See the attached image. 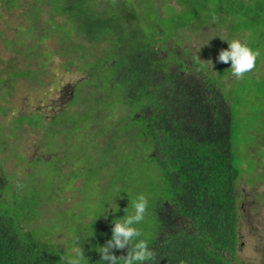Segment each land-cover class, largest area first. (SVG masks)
<instances>
[{
    "label": "trees",
    "instance_id": "trees-1",
    "mask_svg": "<svg viewBox=\"0 0 264 264\" xmlns=\"http://www.w3.org/2000/svg\"><path fill=\"white\" fill-rule=\"evenodd\" d=\"M10 2L5 1L10 8L25 7V18L38 12L34 31L44 34L42 41L53 29L58 36L52 52L35 42L27 46L24 54L36 60L35 70H29L30 64L25 70L13 65L0 70L3 95L10 97L21 77L31 85L43 84L39 76L54 55L65 59L67 71L74 67L83 78L58 113L16 118L14 132L20 135L13 139L21 141L25 125L38 130L43 152L30 158V173H22L27 159L19 152V160L6 157L14 161L13 172L0 165V264H65L61 256L67 259L73 247H83L85 264H104L96 246L111 238L113 220L123 218L127 208L131 212V200L141 193L149 199V209L137 227L155 253L149 264H236L243 247L238 183L244 176L252 185L257 182L246 175L262 167L250 148L264 146V116L259 112L255 123L247 119L249 137L235 166L231 87L224 82L227 76L217 77V68L212 74L205 58L228 48L222 39H240L259 53L250 73L263 77L259 88H264L259 67L264 0ZM43 8L49 15L44 24ZM193 38L199 40L195 48ZM250 95L243 113L248 105L258 106L256 101L264 107L262 95ZM5 109L0 104V114ZM74 114L75 124L82 119L83 128L69 129L64 140L60 130ZM3 135L0 128V153L10 150ZM12 135L7 132L8 138ZM53 145L60 147L53 150ZM54 151L60 161L55 166ZM39 168L52 175L39 180ZM10 176L13 203L2 196ZM117 187L128 194L116 200L121 209L113 213L108 206ZM78 201L83 205L77 206ZM127 250L113 252L121 256Z\"/></svg>",
    "mask_w": 264,
    "mask_h": 264
},
{
    "label": "rangeland",
    "instance_id": "rangeland-1",
    "mask_svg": "<svg viewBox=\"0 0 264 264\" xmlns=\"http://www.w3.org/2000/svg\"><path fill=\"white\" fill-rule=\"evenodd\" d=\"M5 1L6 0H0V70L6 71L12 65L14 69L19 68L20 70H25V64H30L29 70H35L37 63L36 60H29L27 58L29 55L24 54L27 46H30L35 42L37 45H40L43 51L52 52L53 49L56 48L58 33L53 29L50 33L48 32V38L42 41L41 36L44 34L41 33V35H39V33L34 31L37 25L33 21L38 17V12L34 9L32 14L29 15L30 20L24 16V11H26V9L23 5L17 9L10 8ZM7 1L9 6L13 4V2H10L11 0ZM28 1L29 0H20L19 3L24 4V2ZM47 11L48 8H43L41 12L42 24L49 19ZM30 21L33 22L31 27H29ZM21 40H23L24 44L20 43ZM198 43L199 40L193 38L190 44L191 47L195 48L198 46ZM29 50L31 49L28 48L27 51ZM208 52L213 53L209 50ZM214 53L217 54H209L205 60L208 61L210 69L213 70V75L216 74L217 68V77H221V75L227 76L228 79L225 78L224 82L227 85L229 84L228 87H231V90H229L228 93L230 92L232 98L233 116L235 117L233 124V145L235 152L233 164L237 166L243 158L239 153L242 152V149L244 153V143L249 137L245 134L246 129H244V125L248 122L247 119L250 123H255L257 122L256 120H259L258 116L261 114L259 112H262L264 116V107L259 101L255 102L258 103V106L256 104L254 106L248 105L247 109H245V113H243V107L241 106L251 101L250 92L254 95H262V99H264V88H259L262 84L261 80L263 77H261V79H256L255 77H252L250 72H248L243 78L237 79L231 75V70L229 69L230 65H227L228 63L217 62V57L220 53L219 50L217 49ZM32 54L35 55L36 53ZM35 57H37V55H35ZM263 60L264 56H262L260 60L259 67L264 74ZM64 61L65 59L62 57H57L55 55L51 57L47 71L39 76L43 84L31 85L27 78L21 77L17 79V83L14 85L13 90L11 91L10 89L12 93L10 97L8 95H3V92L0 91V96H2L0 104L6 108L5 110L7 111L5 115H3V113L0 114V128L4 130L3 137L5 139L7 137V143L10 144V150H4L0 153V165H2L3 169L13 172L14 161L13 159L7 161L6 157L10 154L12 158L14 157L16 160H19L18 154H21L27 159L26 168L23 166L22 173H30L33 171L34 168L30 165L29 160L43 152L40 148L41 143L38 142L41 139V133H39L38 130H32L25 125L24 129L26 130L21 134V141L14 140L16 139V135H20L19 132H14L17 126L16 118L20 115H30L33 113H44L45 116L49 118L67 105V93L75 88L76 83L80 81L83 76L74 67L70 71H67L63 65ZM3 77L7 79L8 75L5 74ZM79 87L80 86H78V89ZM8 88H10V85ZM5 100L6 102H4ZM90 108L88 111L91 110ZM252 110H254L255 113L252 114ZM75 118L76 114H74L71 119L69 118L71 121L66 122L65 127L60 130L64 140L68 135L69 129H72L75 132L76 130L80 131V129L83 128V126H80L81 123H84L83 120H79L81 123L78 122L79 125H76L74 122ZM7 132L13 133L11 136L12 139L8 138ZM262 135L263 134H261V136ZM73 138L75 141V138H78V134H74ZM2 140L3 138L0 137V145H2ZM13 143H16L17 146ZM59 147L60 146L58 145H53L52 149L58 150ZM74 148V151L76 152L77 145ZM261 150L264 152L263 145L261 148L259 146L255 149L250 148L251 157L258 159L259 162L262 161V167L259 168L257 174L253 172L252 174L246 175L250 180H253V177L257 178V182L252 185L244 176L238 183L237 192L242 204L241 235L243 238V247L238 254V261L236 264H264V158L260 156V152H262ZM54 152V157L57 163L52 162V164L55 166L56 164L58 165L60 161H58V158L56 157L57 151ZM144 166H146V161H144ZM42 169L43 168H39V173L37 174L41 175L39 180L52 175L49 171H47L49 175L48 173L42 172ZM246 169L248 171L249 168ZM260 178H263L262 182H258ZM11 182L4 186L3 192L5 195L2 194V196H6V198L13 203V187L11 185L13 182ZM78 183L79 182H77L76 185ZM74 193L77 194L76 191ZM71 195L72 193H67V197ZM74 201L71 200L72 203H74ZM80 201L77 202V206L83 205V202ZM92 207L100 209L96 204H93Z\"/></svg>",
    "mask_w": 264,
    "mask_h": 264
},
{
    "label": "clouds",
    "instance_id": "clouds-1",
    "mask_svg": "<svg viewBox=\"0 0 264 264\" xmlns=\"http://www.w3.org/2000/svg\"><path fill=\"white\" fill-rule=\"evenodd\" d=\"M222 40H225L229 46L226 50L220 51L217 62L230 61L231 75L237 79L243 78L254 68L259 53L240 39ZM17 187L20 188L22 185L17 183ZM113 191L117 195L113 205L108 206V211L111 209L113 213H117L120 208L116 200L122 198V193L127 192L121 191L119 187ZM131 208V212H128V208L125 209L126 215L123 218L113 220L111 238L103 246H96L95 250L100 254V260L104 264H149L155 259L154 251L149 247L147 239L140 238L142 232L137 227L145 220L149 209V199L142 193L138 194L131 200ZM126 247L128 249L126 255L117 256L113 252L114 249L124 250ZM61 259L65 260V264H85L86 261L83 247H73L68 258L61 256Z\"/></svg>",
    "mask_w": 264,
    "mask_h": 264
}]
</instances>
